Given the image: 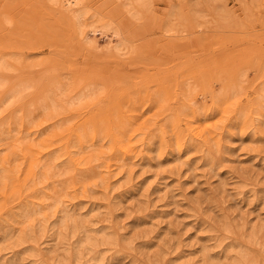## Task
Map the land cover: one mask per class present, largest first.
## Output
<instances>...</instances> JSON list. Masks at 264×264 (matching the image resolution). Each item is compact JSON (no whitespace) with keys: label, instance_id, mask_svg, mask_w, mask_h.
<instances>
[{"label":"rangeland","instance_id":"1","mask_svg":"<svg viewBox=\"0 0 264 264\" xmlns=\"http://www.w3.org/2000/svg\"><path fill=\"white\" fill-rule=\"evenodd\" d=\"M39 1L0 0V54L12 53L16 67L8 72L6 87L29 85L9 111L20 115L13 129L25 120L37 129L30 138L43 144L38 145L42 158L63 150L65 140L72 137V142L81 127L94 126L99 137L104 135L106 125L84 120L88 114L52 125L39 110L29 113L27 107L32 106L40 84L66 77L81 85L95 83L116 90L125 98L123 106L136 110L141 120L131 134L136 140L130 156L114 152L113 142L100 137V153L95 158L89 147L83 155L84 166L69 169L63 156L46 179L42 173L35 178L30 175L34 181L27 180L22 187L15 179L23 160L12 155L9 165L14 173L0 182V264H61L68 249L85 238L83 230L73 236L70 225L66 235L59 236L58 217L50 215L48 232L38 235L39 244L7 245L6 230L11 227L16 236L24 228L20 221L25 206H44L60 195L59 209L71 210L87 230L112 241L97 246V260L91 258L94 252L82 248L81 260L88 263L243 264L238 238L252 234L259 241L253 247L262 253L257 264H264V134L250 125L249 117L234 111L236 103L226 104L225 112L218 115L207 109L212 94L225 89L224 82L234 75L241 74L234 94L243 109L264 85V0H209L222 9H203L205 28L185 22L193 0H147L146 7H137L139 16L131 17L118 36L113 28L109 31L113 42L123 37L129 42L126 53L116 55L89 48L69 30L57 10L43 9ZM86 1L92 13L101 11L117 27L125 15L118 12L115 0ZM173 10L180 14L175 32L167 35L162 30ZM34 60L39 64L33 65ZM173 85L188 92L182 105L184 115L206 111L199 124L210 139L208 144L202 146L197 137L176 129L181 120L170 109L176 93ZM168 88L173 91L171 97ZM158 92L163 94L160 108L149 103ZM102 109L94 110L101 121ZM7 114V110L0 114V122ZM129 117L128 121L134 118ZM119 118L122 122L123 117ZM109 120L104 118L105 123ZM261 122L264 126V117ZM97 173L100 180L93 177ZM85 177L89 183H83ZM158 181L166 182L168 188L156 186ZM38 229L35 224L33 230Z\"/></svg>","mask_w":264,"mask_h":264},{"label":"bare ground","instance_id":"2","mask_svg":"<svg viewBox=\"0 0 264 264\" xmlns=\"http://www.w3.org/2000/svg\"><path fill=\"white\" fill-rule=\"evenodd\" d=\"M115 1L117 2L116 5H118V12L125 13V15L123 14L124 16L118 23L119 25L117 24L118 27L115 26L113 18L104 15V13H102L101 11L96 10L92 13L90 6H88L86 3V0H40L39 2H41V5L44 6L42 7L43 9L46 7L48 10H57L59 16L63 18L65 22H67L66 24L69 30L73 33H76L78 35V38L84 40L89 48H92L98 52L101 51L105 54L116 55L126 53L125 47L129 42L125 37L119 38L117 39V41L113 42V37L109 35V31H112L114 29V36H118L122 31L121 29L130 24L131 17L136 18L139 16V10L137 9V7H146L147 0ZM206 7L216 12L217 10L222 9L218 5H212L209 0H193V2L191 3V15L184 14L185 22L188 23V26L192 25V27L194 26L202 28L205 26V24H203V17L205 15L203 9H205ZM116 14L114 13V15ZM179 14V12L174 10L169 13L165 28L162 30L164 33L168 35L175 32L173 28L177 26L176 19ZM88 18L89 21H87ZM5 20L9 22L10 18L5 17ZM192 29L194 30L195 28ZM99 39L105 41L107 39L109 40L99 45ZM128 51H130V49H128ZM13 58L14 56L12 55V53L0 54V114L6 110L9 113L7 114L8 116L4 118L6 116L5 115L3 117V121L0 122V182H6L5 180L9 179L12 173H14L11 165H9V160L12 159V155H19L23 160L22 163L20 162L18 164L17 169H19V173L15 179V181H17L18 185L21 187L24 183L27 182V180L34 181V179L30 175L35 178L36 174L40 175L42 173V177L46 179L48 175L54 170V168L57 167L63 156H67V159L63 160V162L68 166L69 169L84 166L86 162L84 161L83 155L88 151L89 147H91V149L95 152V158L96 156H98L97 154L100 153V146L102 145L99 144V141L101 140H99L100 137H102L103 139L106 136L109 138V140H111V142H113L114 152L121 151L124 155L126 154L127 156H130L129 154L132 149L133 140H136L132 138L131 134L132 132L137 131V128L140 126L141 120L140 118L137 119V113L135 112L136 110L134 111V109L126 108L125 106H123V102L125 99L123 98L124 96L122 97L119 92L117 93L116 90V92L113 91L112 88H108L106 87V85L105 87H101L100 85H96L95 83H86L84 85H81L79 81L66 77L55 78L50 82L45 81L44 83L40 84V86H38L39 89L37 88L35 91L37 92L36 98L33 99L34 101H32V103H30L32 104V106L27 107L24 104L22 105V108L24 109L27 107L29 113L33 112L35 109L39 110L41 114L45 116L46 122L48 121L52 125L57 124V122L66 120L70 117L78 116L81 118L82 114V117L88 114L83 118L84 120L91 118L92 120H94V124L96 125L100 124L99 122H102L104 126L106 125V129L104 131V135L99 137L100 133L99 131L95 130L94 126H92V128H90L91 126L81 127L78 132L75 133L76 138L72 142L69 141V139L72 137H70L69 139L67 138L68 140H65V146L63 150L59 152L49 153L45 158H42L40 156L42 150L38 145L43 144L39 141L35 142L37 140L36 137L30 138V136L37 133V129H33L31 127L32 125H30L27 120L23 121L18 129H13L12 127V124H15L17 122L20 115L10 113L9 111L11 110V106L13 107V104L21 99L24 90L29 87L28 84L25 85L22 83H17L15 86L9 89L6 87L8 84V72L16 69V67L12 63V61L14 60ZM33 63V65H36L39 64V61L34 60ZM240 75L241 74H239V77ZM239 77L234 75L230 78V81L229 79H227V81L224 82L225 89H220L218 92L212 94L211 105L207 109L210 113H212V115H218L225 112L224 110L227 105L230 106L236 103L234 111L236 113L237 111H240L244 114L243 116L249 117L250 125L264 134V126L261 124L262 117H264V85L260 87L259 91H256L257 96H255L253 100H250L243 109L239 107V101H236V96L234 94L237 88L236 86L238 84L237 78L239 79ZM179 82L175 84L179 85ZM177 85H173L175 87L173 91L174 93H176L174 95L175 100L174 102H172L173 106L171 105L170 107L174 118L181 120V125L179 123L178 127H176V125L175 127L176 129L178 128V130L184 135L189 134L188 136L190 137H197L201 140L202 146H204L205 144H208V141L210 139L205 134V132L202 131L199 121L202 119V117L204 116V112L206 111H193V113H191L190 115H184L182 112V110H184V108L182 109V105L185 104V99L186 96H188V92L186 89L184 90L181 87H177ZM226 86L228 87V89H226ZM166 91L164 92L168 93L170 91V95H168L171 97L173 91L169 88ZM105 100L113 103V107L111 105L107 106L108 104H106L107 101L105 102ZM128 100L130 99L128 98ZM162 100L163 94H161V92H158L155 98L151 96V102L149 101V103H152L154 106L158 105L159 107V104L163 102ZM154 101L157 104H154ZM165 101L168 105L169 101L168 103L167 100ZM127 103H129V101ZM102 106H104V109H102V113H100L99 115H103V117L105 115L106 118L110 119L107 123L104 122L105 117L103 118V121H101L97 116L98 114H96L97 111H94L96 107H99L100 109V107ZM237 108H239L240 110ZM149 109L151 110L150 107ZM114 111H116L117 113H114ZM120 115L123 117L122 122H124V120L128 121V119L126 118L128 116H134V118H132V120H129V123H127L126 121L125 123H122L120 122V120L122 119L119 118ZM138 116L140 117V114H138ZM130 117L129 119H131ZM182 124L189 133L186 134L183 130H180L182 128ZM208 127L212 128L213 123H208ZM164 128V126L161 127V130L164 131ZM208 149H210V147L206 149V152H208ZM120 167H122V165ZM112 171L113 170L111 169L108 172ZM93 177L100 180L101 175L97 173L93 175ZM83 183H89V179L85 177ZM155 185L163 189L168 188L169 186L164 181H158ZM149 194H151V192ZM51 198V201L43 203L45 204L44 206H40L38 204L37 206L27 205L22 209V217L20 222L24 228L16 236H14V234L12 233V228L9 227L6 230L5 234L7 245L15 246L18 244H23L27 241L31 242V246L39 244L38 235L43 236L45 234L48 228V217H50V215H56V217H58L57 223L60 227V231L58 233L59 236L66 235V229L69 225L71 227L70 232L73 236H75L82 230L86 234L85 238L81 239V241H78L73 248L68 249L66 259H64L61 264H82L83 262H85L86 264H92V262L88 263L87 260H81L84 256L82 248L88 249L90 252H94L91 258L97 260L99 259V255L95 252L97 246L101 243H111V239H102L96 234L91 233L89 230H87V228H85V226L81 224L83 221L78 220L77 216H74L71 213V210L64 208L59 209V207L63 203L62 195L53 196ZM58 212H60V215L56 214ZM34 220L37 221L34 222ZM35 224H37V227H39L38 231L33 230ZM54 226H56L55 223ZM28 228H31L30 232L27 231ZM226 230L232 231L229 226L226 227ZM238 239L241 246L242 263L257 264L260 260L259 256H261L262 253L259 255V253H257L255 250V246L253 247V245H255L254 242H259L258 238L250 234L246 237ZM11 264L17 263L13 261L11 262Z\"/></svg>","mask_w":264,"mask_h":264}]
</instances>
